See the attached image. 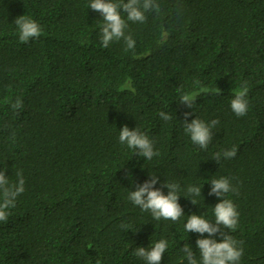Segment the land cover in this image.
Masks as SVG:
<instances>
[{"label": "trees", "instance_id": "16d2710c", "mask_svg": "<svg viewBox=\"0 0 264 264\" xmlns=\"http://www.w3.org/2000/svg\"><path fill=\"white\" fill-rule=\"evenodd\" d=\"M89 3L0 0V171L25 180L0 222V264H145L136 248L161 239V264H187L182 247L199 258L201 237L184 224L192 214L214 219L219 199L208 193L220 177L239 190L227 198L240 214L229 233L243 241L240 264H264V0H159V14L129 22L134 52L123 41L102 46L103 18ZM22 15L41 26L38 39L19 41ZM245 82L249 107L238 117L230 102ZM201 89L195 109L179 102ZM185 112L189 123L220 121L206 150L185 133ZM125 125L159 155L120 144ZM233 147L234 158L214 161ZM150 174L165 195V182L181 185L179 221H156L128 199ZM189 185H203L197 205L184 197Z\"/></svg>", "mask_w": 264, "mask_h": 264}, {"label": "clouds", "instance_id": "9594fccd", "mask_svg": "<svg viewBox=\"0 0 264 264\" xmlns=\"http://www.w3.org/2000/svg\"><path fill=\"white\" fill-rule=\"evenodd\" d=\"M89 7L100 14L103 18L101 27V43L104 48H108L114 42L123 41L125 51H133L136 41L127 31L129 22L143 24L147 21V14H159L161 5L159 0H90ZM122 13L124 15H122ZM126 17V18H125ZM15 24L19 33V41L27 43L30 40L38 39L42 34L41 26L26 15L15 19ZM207 89H201L200 93H181L179 102L187 108L195 109V101L202 93H207ZM248 86L245 82L234 98L230 102L233 113L238 117L247 114L249 107ZM220 94V89H217ZM13 111L18 112L23 108V101L17 99L12 103ZM191 112L184 113V131L190 136L193 144L201 149H207L213 141V129L219 125L218 119L205 122L199 118L188 122ZM163 121H170L172 116L165 112L159 113ZM119 142L133 149L136 155L147 160H152L158 156L159 152L154 150L152 141L138 127L129 129L127 125L119 130ZM237 148L233 147L223 153H215L214 161L219 164L221 159H232L236 156ZM17 181L10 183L5 170L0 171V222H7L10 209L15 207L17 198L25 191V180L22 171L16 173ZM159 177L150 174V179L137 185L136 190L131 191L128 199L144 212H150L154 220H170L177 222L184 215V210L178 203L181 185L179 183L165 182L162 187L168 189L167 195L159 188H155ZM209 196H215L219 202L213 207L214 219H206L204 215L192 214L188 216L184 224V230L189 233H197L201 238L196 240L199 258L194 253L189 244H184L182 251L187 264H240L244 254L243 241L236 240L230 232H235L239 227L240 214L236 205L231 199L227 198L229 193L238 194L239 190L233 185L230 178L220 177L210 181ZM202 186L189 185L184 197L197 205V198L202 195ZM122 227H125L122 225ZM228 230V231H226ZM207 234V237H205ZM219 236L217 240L215 237ZM168 249V241L161 239L155 242L151 248L137 247L134 255L145 261V264H161L164 254ZM100 264V261H97Z\"/></svg>", "mask_w": 264, "mask_h": 264}]
</instances>
